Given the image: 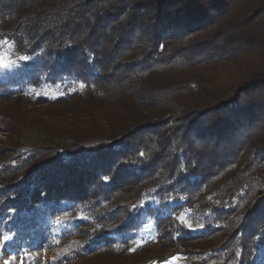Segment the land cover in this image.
Segmentation results:
<instances>
[{
  "label": "trees",
  "instance_id": "16d2710c",
  "mask_svg": "<svg viewBox=\"0 0 264 264\" xmlns=\"http://www.w3.org/2000/svg\"><path fill=\"white\" fill-rule=\"evenodd\" d=\"M0 39L35 60V82L74 78L129 111L112 132L102 113L90 129L25 114L10 128L17 153L24 126L46 139L0 169L1 212L43 195L106 204L103 232L60 264H139L112 236L143 214L163 246L196 245L194 264H253L260 253L264 263V0H0ZM184 207L203 233L164 212Z\"/></svg>",
  "mask_w": 264,
  "mask_h": 264
},
{
  "label": "rangeland",
  "instance_id": "374dc122",
  "mask_svg": "<svg viewBox=\"0 0 264 264\" xmlns=\"http://www.w3.org/2000/svg\"><path fill=\"white\" fill-rule=\"evenodd\" d=\"M255 4L256 0H248V6ZM20 57L24 56L16 52L12 42L0 39V65L15 62L11 67H0V96H3L0 98V169L5 165L19 166L22 158L27 160L32 148L46 139L41 128L24 126L23 144L17 153L12 148L13 135L10 132V128H16L17 115L25 114L29 121L45 122L56 129H90L98 117L96 115L102 113L100 119L110 116L105 129L112 132L122 128L121 119L129 112L127 109L88 97L86 83L74 78H62L56 84L45 80L37 83L32 79L34 75L40 76L35 60ZM41 100L44 103L41 104ZM94 114L95 118L92 117ZM41 198L42 201L33 208L0 211V264H60L66 257L83 249L88 239L93 240L97 233L103 232L99 216L106 212L102 211L106 204L97 205L94 199H73L72 196L61 201L43 200L44 195ZM182 203L184 201L177 204ZM146 204L159 206L154 198L146 200ZM170 204L175 203L171 201ZM164 212L172 214L184 230L193 234L205 231L203 223L194 222L191 208L184 207L179 211L165 209ZM88 231L93 232L92 235ZM158 234L154 218L143 214L136 229L125 236L116 234L112 237L118 246L126 245L130 254L127 260L131 263L194 264L188 254L200 252L196 245L176 243L173 247L163 246L158 241ZM175 236L178 238L180 235ZM150 243H154L152 249L138 252ZM164 249V256L157 255ZM261 255L253 264H264Z\"/></svg>",
  "mask_w": 264,
  "mask_h": 264
},
{
  "label": "snow or ice",
  "instance_id": "6c2138e0",
  "mask_svg": "<svg viewBox=\"0 0 264 264\" xmlns=\"http://www.w3.org/2000/svg\"><path fill=\"white\" fill-rule=\"evenodd\" d=\"M20 59H27V57H20ZM14 63V61H9L8 63L0 65V67L8 68L11 67ZM188 227L191 228V224H189Z\"/></svg>",
  "mask_w": 264,
  "mask_h": 264
}]
</instances>
